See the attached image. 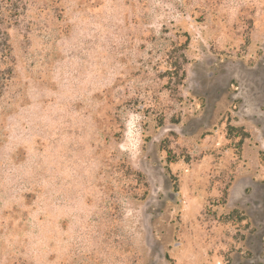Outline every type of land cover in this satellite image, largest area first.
Listing matches in <instances>:
<instances>
[{"label": "rangeland", "instance_id": "obj_1", "mask_svg": "<svg viewBox=\"0 0 264 264\" xmlns=\"http://www.w3.org/2000/svg\"><path fill=\"white\" fill-rule=\"evenodd\" d=\"M26 3L0 264H264V0Z\"/></svg>", "mask_w": 264, "mask_h": 264}, {"label": "trees", "instance_id": "obj_2", "mask_svg": "<svg viewBox=\"0 0 264 264\" xmlns=\"http://www.w3.org/2000/svg\"><path fill=\"white\" fill-rule=\"evenodd\" d=\"M26 5V0H0V106L11 101V91L17 79L12 36ZM179 67L180 64L175 61L171 72L175 79L178 77ZM182 81L183 79L180 80Z\"/></svg>", "mask_w": 264, "mask_h": 264}]
</instances>
